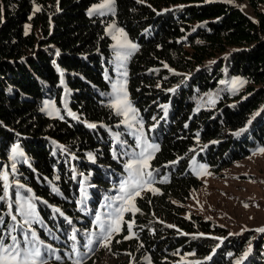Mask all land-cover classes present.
Returning <instances> with one entry per match:
<instances>
[{
    "label": "trees",
    "instance_id": "1",
    "mask_svg": "<svg viewBox=\"0 0 264 264\" xmlns=\"http://www.w3.org/2000/svg\"><path fill=\"white\" fill-rule=\"evenodd\" d=\"M101 1L0 0V173L9 185L0 234L21 224L20 193L36 205L31 229L55 249L44 257L73 264V244L83 248L98 207L139 152L133 129L109 106L116 74L105 27L114 22L137 44L127 61L128 98L159 150L150 161L158 192L135 198L139 211L124 216L133 236L125 239L123 224L112 244L137 251L132 264H146L145 254L152 264H264V234L230 237L209 219L184 215L181 205L200 185L192 159L218 171L264 148V0H246L254 17L232 2L243 0H114L112 16L89 15ZM234 79L246 83L233 90ZM45 98L61 117L44 113ZM14 144L23 153L15 170ZM242 240L254 248L239 257Z\"/></svg>",
    "mask_w": 264,
    "mask_h": 264
},
{
    "label": "rangeland",
    "instance_id": "2",
    "mask_svg": "<svg viewBox=\"0 0 264 264\" xmlns=\"http://www.w3.org/2000/svg\"><path fill=\"white\" fill-rule=\"evenodd\" d=\"M103 2L104 0L94 5H98ZM232 2L235 3L236 6L239 7L244 13L248 14L251 17L255 16L253 9L249 6L246 0L232 1ZM94 5H92L89 9H91ZM115 7L116 5L114 3L110 9H104L103 14H101V12L99 11L89 14V9H88V14L91 16L95 14L99 16H105V15L112 16L115 13ZM259 10L264 12V4H261L259 6ZM111 25H115V28H119V29L122 28L119 27L114 22H110L105 27L106 34L112 40V44H111L112 47L114 44L117 43V41L113 40L112 37L113 35H118V34L115 32L114 28L110 27ZM124 33L126 34L125 31ZM126 36L128 40L131 41L127 34ZM131 42L134 43L133 41ZM117 51L123 52L125 50L114 49L112 47L113 62L115 66L114 69L116 75L112 81V86H111V101L114 98L113 84L117 82H121V83H126L127 85V76H128L127 60L130 55L126 60H123L116 55ZM134 51H131V53H133ZM125 72L127 73L126 76L123 75V73ZM126 90H127V86H126ZM62 101L65 110L70 112L68 109V100L66 98H63ZM42 110L49 117L62 116L60 109L55 105L53 99H49V98L43 99ZM138 128H140V124H134V126L131 129H133L135 133L136 129ZM143 133H144V138L147 140L148 143L158 145L157 143H153L149 141L147 137V130L144 125H143ZM262 148L263 147L258 148L252 151L251 153H249L248 155H246L245 157L232 161V163L227 164L226 166L220 168V170L218 171H216L215 169L214 170L209 169L204 162L201 161L199 162L195 159H192L189 165L192 172L197 176L198 180L200 181V185L194 189H191L189 192V197L181 204L184 209L183 210L184 215L188 216L190 214H196L204 219L210 218L209 220H211L212 222L223 226L227 231V233L229 235L231 234L230 237H243L244 239L245 238L247 239L248 235H252L255 241H259V239L264 234V232L256 231V229L264 227V152L260 151V149ZM201 166H204V168L206 169V173L208 174H198L201 173ZM127 177L128 174L124 178V180L127 179ZM119 186L115 191V193H113L109 197L111 199L108 198L105 201V203L100 206L98 213H100L101 220L99 223L94 222V226L97 227L96 228L92 227V229L89 232V234H92V238H93V245H92L93 250L82 261V263L86 262L91 256L92 258L96 257L93 264H132L133 259L135 258V254L137 251L133 252L132 250L117 249L116 245H113L112 242L110 244V250H109L108 248L100 247L99 243L97 242L100 239V233L103 231V227L107 226L109 214L114 213V209L117 208L121 203L120 201L114 199L115 197L121 194L118 191ZM144 191L145 190H141V194ZM17 202H18V208L21 206V204H23L25 210H27V204L29 202L34 203L32 199L25 197L20 193L17 195ZM106 204L109 206L106 207L105 206ZM245 205H247V207ZM127 213L129 212H125L124 216ZM19 214L22 217V221L20 222L23 223L24 216L20 212ZM35 215H37L36 205H35ZM123 220L124 222L121 224V230L123 229L122 228L123 224L127 226V221L125 222L124 217ZM121 230L120 232H122ZM131 233L133 234L132 229H131ZM13 234L16 235L17 237L19 236L17 234V230ZM87 238H89V236H87ZM21 241H23V236ZM242 242L243 240L240 241V244H235V248H238V251L236 252L239 253V257H241L242 255L246 256L245 253H248L247 251H249V249L251 250L252 248H254L252 244L245 245V247H243L241 244ZM78 251L80 253H83L87 250L83 247L80 248ZM172 255L174 254L173 253L170 254V256ZM76 258L77 257L75 255L71 257L72 263ZM143 260L145 261L146 264H152L150 257L147 254H145ZM238 261L239 260L236 258L232 260V263L237 264ZM44 262L45 264H53L52 260L47 259L46 257H44Z\"/></svg>",
    "mask_w": 264,
    "mask_h": 264
},
{
    "label": "snow or ice",
    "instance_id": "3",
    "mask_svg": "<svg viewBox=\"0 0 264 264\" xmlns=\"http://www.w3.org/2000/svg\"><path fill=\"white\" fill-rule=\"evenodd\" d=\"M141 2H143V0H141ZM113 4L114 0H104L103 3L94 5L91 9H89V14L98 11L103 14V10L110 9ZM35 10L38 11L39 8H36ZM110 27L114 28L115 32L118 34L113 35L112 37L113 40L117 41V43L112 47L114 49L125 50L123 52L117 51L116 55L119 58L126 60L131 54V51H134L137 48V45L128 40L123 29L115 28V25H111ZM165 67H167V65H165ZM123 75L126 76L127 73L125 72ZM245 83L246 81L239 79H234L231 82L233 90L242 87ZM169 91H174V89H169ZM113 97L114 98L112 99L109 106L116 111L117 115L123 117L121 123L127 125L129 128H132L134 124H140V128L136 129L134 133L137 142L136 147L140 150L139 152L134 151L131 154L134 158H130L124 164V168L128 173V177L127 179L123 180L119 186V192L121 194L114 198L121 203L117 208L114 209V213L109 214L107 226L103 227L102 225L103 231L100 233L99 241H97L100 247L108 248L109 250L114 234L119 233L121 230V224L124 222V213L131 212L135 214V212L139 211V209L135 206V198L141 195V190L152 191L153 193L158 192V189L152 187L153 173L150 167V161L153 158V154L159 150L158 145L148 143L144 138L143 125L138 118L137 109L132 106L131 101L128 98L126 83L117 82L113 84ZM162 107L166 108L167 106L165 105ZM69 115H72V113L69 112ZM250 122L251 121H249V123ZM89 127H95V125L90 124ZM244 130L245 129L242 128L239 131L243 132ZM260 151L264 152V148L260 149ZM22 156L23 153L19 150V146L16 144L12 145L10 159L13 160L11 165L13 170H15L16 167V159ZM89 158L92 159L91 154H89ZM198 174L208 173H206L204 166H201V173ZM0 180L3 181V195H0V200H4L8 196L9 187L8 173L6 171L0 173ZM81 183L83 184V181H81ZM53 191H56V189L54 188ZM105 206L108 207L109 205L106 204ZM245 206L247 207V205ZM9 208L11 209V205H9ZM17 211L24 216V220L23 223L19 225H9L8 230L3 234H0V264H45L44 255L47 254L49 256H55V249H53L50 245H43V242L39 241V239L36 237L35 231L30 227L34 221L37 223L39 222L35 215V204L29 202L27 204V210H25L23 204H21V206L17 208ZM56 211L59 212L60 210L56 209ZM61 215L63 214L61 213ZM11 218L12 221H16L15 215H12ZM100 220V213H97L96 222L99 223ZM3 224L4 220L2 217H0V225ZM132 226V222H127L130 235L126 236L125 239H130L133 235L131 233ZM17 227L20 228L21 233L23 234V241L19 240L18 237L13 234L16 232ZM168 227L174 226L168 225ZM256 231L264 232V227L256 229ZM199 235L203 236L204 234L201 233ZM88 236L89 238L87 243H85L83 246L87 251L80 253L75 246V243L73 244L72 253L77 257L73 261V264H82V261L93 250L92 234H88ZM6 237H10V242H5ZM70 239L75 241V234H73ZM245 255H247V253H245ZM55 258L57 260L60 259L58 256Z\"/></svg>",
    "mask_w": 264,
    "mask_h": 264
}]
</instances>
